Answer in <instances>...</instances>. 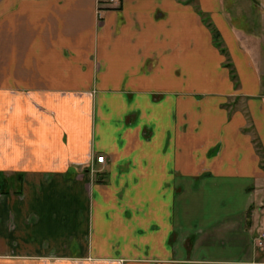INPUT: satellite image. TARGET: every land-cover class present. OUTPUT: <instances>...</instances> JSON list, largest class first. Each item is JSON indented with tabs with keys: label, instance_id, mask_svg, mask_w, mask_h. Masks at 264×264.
Returning <instances> with one entry per match:
<instances>
[{
	"label": "crops",
	"instance_id": "0c3cea01",
	"mask_svg": "<svg viewBox=\"0 0 264 264\" xmlns=\"http://www.w3.org/2000/svg\"><path fill=\"white\" fill-rule=\"evenodd\" d=\"M100 1L0 0V264H264L248 36L223 0Z\"/></svg>",
	"mask_w": 264,
	"mask_h": 264
},
{
	"label": "rangeland",
	"instance_id": "374dc122",
	"mask_svg": "<svg viewBox=\"0 0 264 264\" xmlns=\"http://www.w3.org/2000/svg\"><path fill=\"white\" fill-rule=\"evenodd\" d=\"M223 9L231 25L248 36V46L255 50L264 73V0H223Z\"/></svg>",
	"mask_w": 264,
	"mask_h": 264
},
{
	"label": "trees",
	"instance_id": "16d2710c",
	"mask_svg": "<svg viewBox=\"0 0 264 264\" xmlns=\"http://www.w3.org/2000/svg\"><path fill=\"white\" fill-rule=\"evenodd\" d=\"M197 10L200 13V15L202 16L204 23L210 29L215 45L217 46V48L220 50V52L223 55H227V50L223 45V41H222L220 32L216 29V27L211 22V20L208 16L203 14L198 8H197ZM227 66H229L231 68L232 79L234 81H237V75H236L235 71L232 69L231 64L228 63ZM260 156H261V165L264 168V155L262 153H260ZM22 191H23V174L17 173L10 178H4V177L0 178V192L3 195L9 194L11 192L15 195H21Z\"/></svg>",
	"mask_w": 264,
	"mask_h": 264
},
{
	"label": "built area",
	"instance_id": "2783aa9c",
	"mask_svg": "<svg viewBox=\"0 0 264 264\" xmlns=\"http://www.w3.org/2000/svg\"><path fill=\"white\" fill-rule=\"evenodd\" d=\"M109 2L112 3V2H114V0L100 1V4L109 3ZM98 160H99L100 163H103L105 161V157L104 156H100V157H98ZM256 242H257V245L259 247H264V232H262L259 235V237H258Z\"/></svg>",
	"mask_w": 264,
	"mask_h": 264
}]
</instances>
